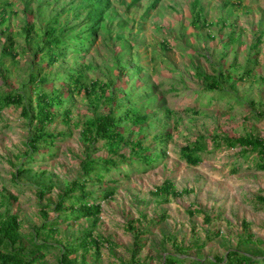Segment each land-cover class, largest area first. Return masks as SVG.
<instances>
[{
    "label": "rangeland",
    "instance_id": "rangeland-1",
    "mask_svg": "<svg viewBox=\"0 0 264 264\" xmlns=\"http://www.w3.org/2000/svg\"><path fill=\"white\" fill-rule=\"evenodd\" d=\"M50 1L42 6L44 0H0L8 13L6 24L0 23V84L5 80L9 87L25 88L28 105L34 104L37 95L34 87H25L32 72L43 67V74H62L65 67L78 62L74 54L54 66H49L45 57H35L55 15L61 13L62 26L84 23L63 9L69 0ZM130 1L111 0L103 30L81 60L90 65L84 82L112 81L117 86L119 69L130 61L145 68L142 77H123L119 91L127 93L131 101L140 98L137 107L142 113H151L150 122L123 127L126 140L141 141L149 149L136 148L138 156L158 159L151 166H128L109 152L104 141L92 145L85 140L86 123L106 115L111 104H98L97 99L74 93L54 107L57 118L46 128L59 139L54 145L42 144V151L30 160L28 143L35 124L22 117L21 108H6L0 113V214L19 216L18 245L25 246V252L35 251L33 241L56 247L35 264H60L62 251L58 248L78 245L84 232L91 229L95 237L108 243L104 242L100 251L79 250L66 264L129 263L136 242L142 245L136 257L145 264H164L170 255L204 263L231 250L264 264V171L257 168L258 154L241 152L240 147L231 149L224 143L214 150L212 139L248 135L264 139V120L254 118L264 114V0H161L147 17L145 12L153 0L128 8ZM27 21L36 26L32 34L36 41L22 30ZM65 35L73 34L67 31ZM9 38L15 43L14 62L2 60ZM258 38L262 43L255 64L253 46ZM249 69H253L251 75H245ZM220 72L238 78L236 86H231L233 79L226 82L224 93L208 91L206 76ZM242 76L244 80L239 79ZM53 87L65 89L62 82H51L45 90L52 92ZM66 109L71 111L69 124L64 121ZM168 132L171 137L160 142ZM200 136L208 139L213 152L204 154L199 165H188L180 150ZM121 153L130 157L131 146L122 145ZM87 156L119 161L118 169L105 175L103 183L88 181V191L94 197L116 190L111 199L100 201L102 213L96 227H92L93 219H81L61 224L56 234L42 230L46 221L42 207L49 212V219L56 215L53 209L59 197L74 181L83 180L82 163ZM21 166L32 172L14 181ZM112 179L116 183H111ZM167 180L174 183L176 191L185 193L169 196L167 202L166 197L154 195ZM44 187L51 191L41 197ZM12 197L18 200L10 203ZM248 239L252 241L243 243Z\"/></svg>",
    "mask_w": 264,
    "mask_h": 264
},
{
    "label": "trees",
    "instance_id": "trees-1",
    "mask_svg": "<svg viewBox=\"0 0 264 264\" xmlns=\"http://www.w3.org/2000/svg\"><path fill=\"white\" fill-rule=\"evenodd\" d=\"M142 0H132L130 7L137 6ZM161 0H155L150 7L155 9ZM50 1H45L42 6ZM110 0H83L78 7L73 10V5L68 3L63 9L71 11V15L75 18L85 17L84 25L79 29L76 25L68 27V25H61L59 16L61 13L55 15L48 23L43 40L41 41V46H38L35 53V57H45L46 63L49 66H54L56 64L64 63L70 54L76 56L75 64L65 67L64 73H57L54 75L43 74L44 68L38 67L37 71L30 74L29 81L26 83L25 87L37 90L36 98L34 99V104H27V95L24 89H14L9 87L5 80L0 84V113L6 108L16 107L21 108V115L23 118L27 119L29 124H35L33 128V136L30 139L28 146L31 151L28 156L31 157L30 160L35 158L38 152H41V145H54L59 137L53 135L52 133H47L46 128L51 125L57 118L54 111L56 105H61L64 98L74 93L80 96H87L89 98H94L99 100L97 103H104L107 105L111 104L109 112L106 115H102L98 118L89 120L83 128V137L85 140L92 142V145L100 141H104L109 148V152L113 156H117L122 161L121 163H126L128 166L136 165L139 163L145 166H151L154 161L158 158L150 156L148 154L139 155L138 151H146L141 141L126 140L124 125L130 124L133 127H141L150 122L151 113H142V111L137 107L139 105V99L130 100L127 97V93H121L120 86L123 84L122 78L129 77L133 75L134 77H142L145 68L138 62L130 61L129 65L119 69L118 83L116 86L112 81L111 83H102L99 80L92 81L90 84L84 82L86 76V71L90 70V65L84 64L81 60L85 55H88L91 51L93 45L96 43L97 35L99 33V25L104 19L105 14L110 9ZM8 21L7 7L0 4V23L6 24ZM197 24V23H196ZM197 26H195L196 28ZM36 26L27 21L23 27V32L26 33L27 38L31 39L32 34L35 32ZM200 28V27H199ZM201 28H205L202 25ZM67 31H70L72 36H66ZM36 41L35 37L32 39ZM262 40L256 39L254 43L255 54L253 58L254 63H258V48L261 45ZM14 42L12 40H7L2 50V60L9 59L14 62L17 59V53L14 52ZM253 69L245 71V75H251ZM207 84L206 88L210 92H225V84L228 80L235 79V82L231 85L232 88L236 86L238 78L231 74L224 75L222 72L218 76L211 77L206 76ZM244 80L243 76L239 78ZM51 82H62L65 89H59L53 87L52 92L45 90V87L50 86ZM117 83V84H118ZM52 88V87H51ZM121 94V95H120ZM123 100H125L123 102ZM98 106V105H97ZM192 110L196 109V105L191 107ZM161 110V108L157 109ZM153 113V112H152ZM195 113H197L195 111ZM70 109H66L64 113V121L70 123ZM258 120H264V114L257 115L254 117ZM167 136L171 137V133L165 134L160 142H166ZM214 150L219 148L222 143L226 147L235 149L241 148V152H254L258 154L259 163L257 165L258 170L264 171V139L256 137L253 135H248L244 137L234 138H212ZM208 139L204 136H200L193 142L187 143L180 150L182 158L187 162L188 165L197 166L203 160V155L211 153L213 151L209 150ZM122 145H130L132 148V153L130 157L126 154H122ZM137 148V149H136ZM97 150H94V152ZM129 158H131L129 160ZM138 160V161H136ZM131 162V164H130ZM119 161L115 158L103 159L101 161L92 159L91 156H87V159L82 163V169L84 170L83 180H76L72 183V186L67 188V191L59 197L58 202L54 205L53 211L55 216L49 219V212L46 211V207H42V214L46 221L42 227V230H49L50 234L57 233V227L64 224L67 221H79L81 219H93L92 227H96L99 216L102 213V204L100 201L111 199L116 190L110 189L94 197L93 193L88 191V181L96 179L97 182L103 183L105 175L110 174L114 168L118 169ZM235 171H238L236 167ZM32 172L31 168H26L21 166L17 168L16 173L13 175L14 181H17L21 176L30 174ZM122 176H128V174L120 171ZM111 183H116L115 180H111ZM51 191L50 187H44L40 189V196L44 197ZM185 192H178L175 190L174 183L167 180L160 187L156 188L153 193L159 197H181ZM18 198H10V203H14ZM67 202H70L67 204ZM198 213L200 211H197ZM206 221L210 222L211 219L207 216ZM21 221L17 214H11L10 212L6 214H0V264H35L45 259L46 255L52 250H55V246L49 244L48 242L37 243L34 242L35 251L33 255L31 253L25 252V246L20 247L18 245L19 238L21 236ZM252 239L243 241V243L251 242ZM79 244H66L65 246L58 248L61 249V261L60 264H66L70 256L77 254L79 250H88L89 248H96L100 251L104 242L107 240L102 239V237H95L93 229L86 230L84 236L79 239ZM142 249V245L138 242L134 245V251L129 263L123 264H145L141 263L137 259V255ZM181 250V249H180ZM39 251H43L44 254L40 255ZM164 264H261V261H255L250 256L242 253L238 250H231L224 257H216L214 260H208L206 262H201L198 260L183 258L178 255H170Z\"/></svg>",
    "mask_w": 264,
    "mask_h": 264
},
{
    "label": "clouds",
    "instance_id": "clouds-1",
    "mask_svg": "<svg viewBox=\"0 0 264 264\" xmlns=\"http://www.w3.org/2000/svg\"><path fill=\"white\" fill-rule=\"evenodd\" d=\"M44 1H50V0H44ZM82 1H83V0H69V3L73 5V10H75V9L78 7V5H79ZM142 1H143V0H142ZM142 1H141L139 4H137V6H141ZM154 1H155V0L152 1L151 5L148 7L147 11L145 12V16H146V17H147L149 14H151V11L156 10L157 7L159 6L160 2H161V1L159 2V4L157 5V7H156L155 9H151V10H150V7L152 6V4H153ZM110 2H111V0H110ZM131 2H132V0L130 1L128 8L137 7V6L130 7ZM50 3H51V1H50ZM50 3H49V4H50ZM111 7H112V2L110 3V9H109L108 12L105 14L104 19H103V21L101 22V24L98 26V27H99V33H100L101 30H103V25H104L103 22L106 20V15H107L108 13H110V11H111ZM73 18H74L75 20L79 19V20H81L80 22H83L85 17H78V18L73 17ZM82 25H84V23H83ZM82 25H81V26H82ZM81 26H80V27H81ZM80 27H77V28L79 29ZM99 33H98V35H97V40H98V37H99ZM97 40H96V41H97Z\"/></svg>",
    "mask_w": 264,
    "mask_h": 264
}]
</instances>
